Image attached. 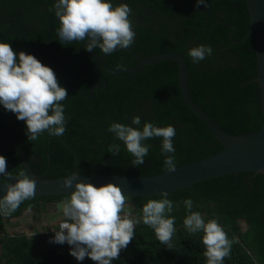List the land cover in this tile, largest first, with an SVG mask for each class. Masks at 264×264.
<instances>
[{
  "label": "trees",
  "instance_id": "1",
  "mask_svg": "<svg viewBox=\"0 0 264 264\" xmlns=\"http://www.w3.org/2000/svg\"><path fill=\"white\" fill-rule=\"evenodd\" d=\"M25 1L1 0L11 5H21ZM43 1L51 3L49 0H36V3ZM110 2L114 6L127 4L132 9L130 19L136 33L132 47L140 55L147 57L176 52L186 58L193 100L225 130L245 134L262 127L264 115L260 89L256 82H251L257 75L255 35L244 40L251 28L246 0H207V8H197L196 0ZM54 4L49 9L54 8ZM140 4L149 8L151 13L140 8ZM53 12L47 11L35 17L44 16L43 20L48 24L49 19L45 16L47 13L53 15ZM234 26L238 29L235 30ZM58 27L59 24H55V28ZM39 32L42 34L44 30L39 29ZM201 44L211 46L213 52L206 59L194 63L188 55L189 48ZM60 45L70 55L83 56L73 58L80 65L77 68L78 77H66L54 71L58 82L90 93L93 82L100 79L94 71L97 62L85 49L86 40L61 44L58 39L52 50L54 55ZM95 51L103 54L99 48ZM41 53L39 59L52 68L45 59V55L50 56L51 52ZM137 63L138 60L127 50H117L104 60V64L114 69L132 68ZM100 72L107 81V87H96L92 99L80 91L66 88L68 97L62 101L66 131L62 136L44 132L37 140L29 141L25 122L0 105V138L20 144L38 176L58 178L73 174L76 156L77 170L84 175H154L167 171L161 152L162 138L146 140L144 143L150 147L144 164L134 166V157L123 142L108 130L113 122L141 130L145 122L156 126L173 125L176 129L173 138L176 167L209 157L223 149L220 140L185 102L179 87L177 61L146 64L136 73L117 74L104 68H100ZM134 116L140 117L139 126L132 124ZM113 143L120 145L117 155L108 152L109 145ZM0 155L6 158L8 171L14 174L21 168L27 171L16 147L0 143ZM7 182L5 177L0 176V184ZM66 198L67 195L35 196L24 201L10 216L0 215L3 231L0 236V264H73L77 261L69 252L70 245L52 242L53 230L58 229L59 223L47 232L33 235L9 233L6 223L21 217L28 210L41 213L47 203H59ZM161 198L159 194L129 197L132 215L139 217L148 199ZM168 198L173 201V210L169 215L175 217L173 248L168 249L161 244L154 231L141 220L135 227L134 239L113 264H206L201 240L203 234L191 235L183 225L187 215L183 201L187 198L193 201V211H199L206 222L216 219L229 239L234 241L224 264H264V174L244 171L218 176L168 193ZM77 264L95 262L85 257Z\"/></svg>",
  "mask_w": 264,
  "mask_h": 264
},
{
  "label": "clouds",
  "instance_id": "2",
  "mask_svg": "<svg viewBox=\"0 0 264 264\" xmlns=\"http://www.w3.org/2000/svg\"><path fill=\"white\" fill-rule=\"evenodd\" d=\"M197 8L208 7L207 0H196ZM59 20L56 35L61 44L85 41V49L99 48L110 54L117 48L132 46L136 33L130 19L132 9L127 4L114 6L110 0H57L54 8ZM213 52L211 46L198 45L189 48L188 55L194 63L206 59ZM68 92L61 87L51 67L43 64L31 53H18L8 42L0 41V105L13 112L18 120L24 121L27 138L35 141L47 132L52 136H62L66 131V117L62 101ZM132 124L139 126V116L132 118ZM122 141L127 151L134 157L132 165L144 164L150 145L144 142L162 138L161 152L167 171L176 170L173 125L156 126L145 122L142 130L123 123L113 122L108 129ZM108 152L117 155L120 145H109ZM172 154V155H169ZM0 176L6 183L5 195L0 197V215L10 216L20 205L36 195L35 179L21 168L14 174L7 170V160L0 155ZM70 175L63 180V187L71 190L67 198L57 204L62 213V222L52 242L70 245L69 252L77 261L90 258L95 264H113L120 259V252L135 237V227L142 222L150 227L156 239L168 249H172V238L176 232L173 201L167 191H161V199H148L143 204L141 215H132L129 195L120 186L109 182L99 187L75 179ZM14 180V183L11 182ZM187 215L183 225L189 234L202 233L203 255L206 264H224L230 256L234 241L229 239L224 228L216 219L205 221L199 211H193V201H183ZM238 242V241H235Z\"/></svg>",
  "mask_w": 264,
  "mask_h": 264
},
{
  "label": "water",
  "instance_id": "3",
  "mask_svg": "<svg viewBox=\"0 0 264 264\" xmlns=\"http://www.w3.org/2000/svg\"><path fill=\"white\" fill-rule=\"evenodd\" d=\"M251 28L244 40L252 34L256 40L257 55V75L251 82H256L261 94V107L264 115V0H246ZM235 30L238 29L234 26ZM88 43V42H87ZM117 50L129 51L138 63L128 69H114L103 64V61L113 52ZM110 54L99 55L95 49L89 51L92 58L97 62L95 66L96 75L100 80H96L91 86L90 94L80 88H71L62 84V87L82 92L88 99L94 96L95 88L106 89L107 81L100 72V68H104L112 73H136L146 64H153L165 60H174L179 65V87L183 98L190 109L210 128L212 133L223 144L216 154L209 157L190 162L179 166L175 171H165L154 175H125V174H96L84 175L78 172V156L75 160V179L84 182H90L97 187L109 182L115 183L121 187L122 191L132 196H152L158 195L161 191L171 193L173 191L193 186L195 183L237 172H256L264 174V123L260 129L251 133L233 134L225 130L208 112L199 107L193 100L190 87V68L186 58L176 52H163L147 57H143L134 50L132 46L125 48H117ZM0 143L12 145L16 147L22 157L23 163L28 173L35 179L36 195H68L71 190L63 187V180L69 176L58 178H42L38 176L32 169L28 157L23 148L16 141L0 138ZM71 174V175H73ZM14 183V181H12ZM8 183V182H7ZM6 183L0 184V197L5 195Z\"/></svg>",
  "mask_w": 264,
  "mask_h": 264
},
{
  "label": "flooded vegetation",
  "instance_id": "4",
  "mask_svg": "<svg viewBox=\"0 0 264 264\" xmlns=\"http://www.w3.org/2000/svg\"><path fill=\"white\" fill-rule=\"evenodd\" d=\"M49 2L51 3L43 1L37 4L36 0H27L21 5L18 3H13V5H11L6 2H1L0 0V41L8 42L17 53L23 50L34 56H38L36 57L37 59L41 56L42 51H50L51 55L48 56L46 54L45 59L50 63L53 71L66 77H78L79 69L77 68L80 65H78L73 58L78 59L83 55H70L67 53L66 48L61 45L57 48V53L55 55L52 53L54 46L58 43V37L56 35L57 28H55V24H59L58 18L55 17L54 14L51 15V13H47L45 16L49 19L47 24L46 21L43 20L44 16L35 17V15L44 14L49 11L51 4L56 3L57 0H49ZM140 8L151 13V10L145 8L143 4H140ZM34 10L36 11L35 15L33 13ZM39 29L44 30V33L41 34ZM45 37L47 39H44ZM39 60L43 64L48 65L43 60Z\"/></svg>",
  "mask_w": 264,
  "mask_h": 264
},
{
  "label": "rangeland",
  "instance_id": "5",
  "mask_svg": "<svg viewBox=\"0 0 264 264\" xmlns=\"http://www.w3.org/2000/svg\"><path fill=\"white\" fill-rule=\"evenodd\" d=\"M40 217L39 213L32 215L27 212L19 218L8 220L6 223L9 233L26 232L28 235H33L37 232H47L56 226L55 223H46L39 220ZM32 220L34 223L31 222ZM73 264H77V261Z\"/></svg>",
  "mask_w": 264,
  "mask_h": 264
},
{
  "label": "crops",
  "instance_id": "6",
  "mask_svg": "<svg viewBox=\"0 0 264 264\" xmlns=\"http://www.w3.org/2000/svg\"><path fill=\"white\" fill-rule=\"evenodd\" d=\"M57 204L58 203L55 202L47 203L45 210L39 213L41 216L39 220H42L46 223H55L57 225L60 220L63 219L62 213L57 209ZM27 212L31 213L32 215L36 214V212H34L33 210H28L25 213L27 214ZM31 222L34 223L33 220Z\"/></svg>",
  "mask_w": 264,
  "mask_h": 264
},
{
  "label": "built area",
  "instance_id": "7",
  "mask_svg": "<svg viewBox=\"0 0 264 264\" xmlns=\"http://www.w3.org/2000/svg\"><path fill=\"white\" fill-rule=\"evenodd\" d=\"M62 222V220H60L59 224ZM3 234L2 229L0 228V236ZM1 250H2V243L0 242V254H1Z\"/></svg>",
  "mask_w": 264,
  "mask_h": 264
}]
</instances>
